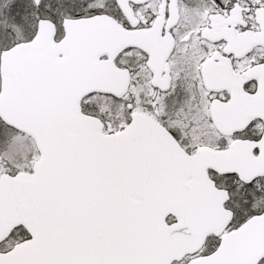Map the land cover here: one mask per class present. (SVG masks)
<instances>
[{
  "label": "snow or ice",
  "instance_id": "obj_1",
  "mask_svg": "<svg viewBox=\"0 0 264 264\" xmlns=\"http://www.w3.org/2000/svg\"><path fill=\"white\" fill-rule=\"evenodd\" d=\"M0 264H264V0H0Z\"/></svg>",
  "mask_w": 264,
  "mask_h": 264
}]
</instances>
